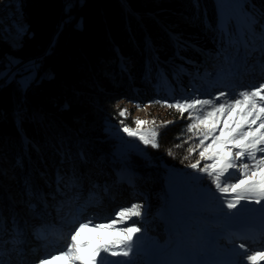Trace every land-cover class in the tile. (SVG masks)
Here are the masks:
<instances>
[{
	"label": "trees",
	"instance_id": "trees-1",
	"mask_svg": "<svg viewBox=\"0 0 264 264\" xmlns=\"http://www.w3.org/2000/svg\"><path fill=\"white\" fill-rule=\"evenodd\" d=\"M241 7L252 13L255 22L264 0H245ZM22 8L28 30L20 48L0 39V219L4 220L14 214L8 193L32 204L39 193L49 199L58 192L63 185L58 175L98 180L96 184L112 179L125 166L114 161L113 142L104 135L107 121L118 119L115 103L126 98L156 101L155 83L174 82L172 65L191 67L186 59L203 63L204 52L220 50L226 29L233 45H238L240 33L246 36L220 0H22ZM182 24L189 29L181 31ZM46 67L49 71L43 74ZM186 76L182 70L176 75L183 82L190 80ZM180 127L159 134V147L147 145L145 156L134 153L144 164L132 161L140 173L128 182L137 184L133 190L139 196L145 193L161 204L163 166L195 162V154L187 152L193 141L176 138ZM8 175L15 176L9 191L4 187ZM123 185L127 191L130 184ZM149 215L142 219L157 223Z\"/></svg>",
	"mask_w": 264,
	"mask_h": 264
},
{
	"label": "rangeland",
	"instance_id": "rangeland-1",
	"mask_svg": "<svg viewBox=\"0 0 264 264\" xmlns=\"http://www.w3.org/2000/svg\"><path fill=\"white\" fill-rule=\"evenodd\" d=\"M220 2L232 23L237 28L240 25L244 27L246 36L239 32L238 45H233L226 29L227 36L220 50L204 52L203 63L186 59L191 67L183 63L172 65L174 82L155 83L159 85L156 101L126 98L115 103L118 119L107 121L104 135L113 142L114 161L125 166L123 170H116L112 179L96 184L98 180L82 181L58 175L63 182L58 192L51 193L49 199L39 193L38 201L32 204L17 201L8 193L14 214L8 220L0 219V264H38L39 259L64 248L70 232L79 222L92 220L105 223L115 218L121 208L133 204L142 206V214L119 225L126 227L134 224L140 229L133 237L132 251L128 257H107L108 260L126 264H247L245 253L264 251V223H255L257 219L254 218L259 215L264 218V201H241L236 209H227L211 179L189 165L165 164L160 170L161 204L145 193L139 196L141 194L133 190L137 184L128 182L133 180V175L140 173L132 161L140 166L144 164L133 157L134 153L145 156L143 150L147 145L123 132L124 124L135 128L133 121L137 118L148 121L155 118L157 125L161 121H171L161 127L159 133L180 124L181 133L176 138L192 140V146H195L196 141L189 139L190 134L185 132L189 123L187 114L181 118L176 110L158 102L197 96L214 99L220 92L231 98L242 90L264 83V8L257 7L260 18L254 22L252 13L241 7L245 0L241 3L235 0ZM187 29L189 27L185 24L180 25L181 31ZM27 30L28 21L22 0H1L0 39L17 50ZM165 61H171V58ZM124 69L128 67L124 65ZM9 70L10 74H14L10 66ZM180 70L186 72L185 80L190 78L189 81L177 79ZM162 90L164 93L160 95ZM121 109L128 110L123 117L119 115ZM143 127L151 128L152 124ZM193 154L199 159L198 152ZM260 155L257 153L258 158ZM10 175L8 185L4 186L8 191L15 180V176ZM127 183L130 184L129 189L123 191V184ZM146 214H150L151 219L155 218L157 223H147L149 219H142ZM156 224L160 226L155 227ZM153 228L158 230L153 231ZM122 235L118 231L92 229L82 233L80 239L103 236L107 241ZM241 244L245 245L244 249L240 248ZM56 264L64 262L57 261ZM259 264H264V261Z\"/></svg>",
	"mask_w": 264,
	"mask_h": 264
},
{
	"label": "snow or ice",
	"instance_id": "snow-or-ice-1",
	"mask_svg": "<svg viewBox=\"0 0 264 264\" xmlns=\"http://www.w3.org/2000/svg\"><path fill=\"white\" fill-rule=\"evenodd\" d=\"M221 98L224 99L221 101ZM158 103L176 110L181 118L187 114L189 123L185 132L190 134L189 139L196 141L195 146L187 148V152L189 155L198 152L199 156L189 166L211 179L227 209H236L241 201H264V83L254 85L250 90H242L231 98L220 92L214 99H201L197 96ZM127 111L121 109L119 115L123 117ZM133 123L135 128L124 124L123 132L129 137L138 138L145 145L159 147V129L171 121H161L157 125L155 118L152 121L137 118ZM149 123L152 127L145 129L143 126ZM257 153L261 154L259 158ZM141 207L133 204L121 208L115 218L105 223L92 220L79 222L70 232L64 248L56 254H48L46 258L39 259L38 264H56L57 261H63L64 264H126L108 260L107 257L130 255L133 237L140 229L134 224L126 227L119 225L134 216H140ZM92 229L118 231L123 235L107 241L103 236L80 239L82 233ZM240 248L244 249L245 245L241 244ZM244 255L247 264L264 261V251Z\"/></svg>",
	"mask_w": 264,
	"mask_h": 264
},
{
	"label": "bare ground",
	"instance_id": "bare-ground-1",
	"mask_svg": "<svg viewBox=\"0 0 264 264\" xmlns=\"http://www.w3.org/2000/svg\"><path fill=\"white\" fill-rule=\"evenodd\" d=\"M12 180V179H11ZM262 218L263 216H254V218H256L257 219V221L255 222V223H258V224H263L264 223V218H262V220H259L260 218ZM259 218V219H258ZM161 260V259H160ZM162 261V260H161Z\"/></svg>",
	"mask_w": 264,
	"mask_h": 264
},
{
	"label": "water",
	"instance_id": "water-1",
	"mask_svg": "<svg viewBox=\"0 0 264 264\" xmlns=\"http://www.w3.org/2000/svg\"><path fill=\"white\" fill-rule=\"evenodd\" d=\"M48 71H49V68H48V67H46V68L43 70V74H46V73H48Z\"/></svg>",
	"mask_w": 264,
	"mask_h": 264
}]
</instances>
